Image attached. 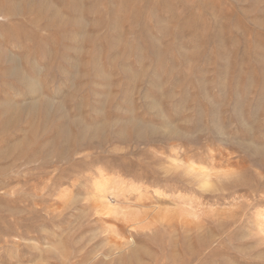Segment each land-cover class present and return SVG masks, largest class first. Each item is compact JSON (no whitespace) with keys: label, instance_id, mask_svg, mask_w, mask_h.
<instances>
[{"label":"rangeland","instance_id":"obj_1","mask_svg":"<svg viewBox=\"0 0 264 264\" xmlns=\"http://www.w3.org/2000/svg\"><path fill=\"white\" fill-rule=\"evenodd\" d=\"M0 264H264V0H0Z\"/></svg>","mask_w":264,"mask_h":264},{"label":"bare ground","instance_id":"obj_2","mask_svg":"<svg viewBox=\"0 0 264 264\" xmlns=\"http://www.w3.org/2000/svg\"><path fill=\"white\" fill-rule=\"evenodd\" d=\"M10 60H12V61H14V58L13 57H10ZM15 65V64H14ZM13 71L16 73L17 72V67H14V69H13ZM47 102V104H51V102L50 101H46ZM171 127V126H170ZM170 131H171V129H170ZM173 133L175 134V135H178V131H176V130H174L173 129Z\"/></svg>","mask_w":264,"mask_h":264}]
</instances>
